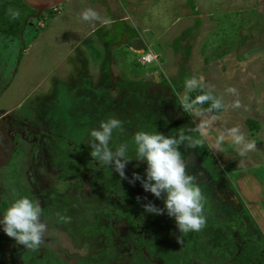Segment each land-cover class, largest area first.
<instances>
[{"label": "rangeland", "instance_id": "374dc122", "mask_svg": "<svg viewBox=\"0 0 264 264\" xmlns=\"http://www.w3.org/2000/svg\"><path fill=\"white\" fill-rule=\"evenodd\" d=\"M101 2L110 9L116 6L115 0H68L52 15L45 12L41 19L32 17L20 39L0 37V108L11 110L7 118L15 121V130L21 129L25 121L35 128L39 122L44 123L54 135L63 137L57 142L67 151L71 146L64 144L65 139L83 146L85 136L88 143L90 128L97 127L99 121L109 116L122 121V128L114 130L109 146L126 144L129 154L133 151L132 136L140 130L172 136L183 132L193 140H201L198 147L180 146L186 171L195 177L194 182L202 191L204 216L223 220L230 230L228 237L240 248L250 235L248 230L250 233L264 230V213L262 221L255 211V219L247 214L248 208L255 204L253 193L254 201L250 199L246 207L242 191L250 192L261 185L259 188L264 192V183L258 182V179L264 181V0H117L116 10L119 11L116 14L123 15L125 8L129 16L125 26L114 28L116 35H112L111 42L114 48L109 50L112 53L96 44V40L102 41L104 31L88 35L94 29L93 23L87 26L81 19L87 6L98 12V16L102 11L107 12L104 8L100 12L97 9ZM145 32L148 35L147 39L142 38L143 50L133 52L123 46L131 40L126 39L125 33L142 37ZM88 36L91 38L85 39ZM144 55L152 56L153 61L143 64ZM113 59L117 68L119 65L121 81L115 83L110 76L112 83L103 90L97 89V102H92L95 107L89 98L86 106L85 92L89 94L90 89L86 91L83 86L84 73L93 71L91 65L107 69L104 66ZM192 77H196L202 87L187 91L184 81ZM229 88L235 91H227ZM196 91L210 92L220 99L221 110L206 112L192 105L189 96ZM236 103L239 106L233 107ZM233 127L239 128L245 141L255 143V150L246 152L243 157L239 155L228 135ZM201 130L206 135L202 136ZM17 135L0 122V211L15 197L11 191L15 179L31 193L33 200L41 184L40 206L72 195V189L63 191L65 185L53 179L57 169L49 168L48 160L52 148L38 149L36 142L29 146ZM44 142L51 146L48 140ZM16 143L30 150L21 151L22 147H17ZM13 155L17 159L13 168L15 178L7 171ZM137 164L136 169L140 168L136 171L142 172L145 165L134 158L126 164L129 172ZM240 169L244 171L243 183L236 182ZM38 172H42L46 180L37 182L35 174ZM83 173L86 175L89 171ZM79 179L69 181L81 184L80 199L85 202L95 199L86 180ZM213 181L217 182L214 189L219 191L215 193L217 197L226 199L225 194L230 191L236 202L215 201V195L209 192L214 188L211 187ZM131 184L134 188L140 185L139 182ZM54 187L61 189V194H53ZM244 222V230L238 231L239 224ZM99 224L104 225L105 221L100 220ZM122 226L116 222L112 227L116 243L125 246L124 249L127 244ZM47 231L38 246V255L44 252L43 246L49 244L64 260L73 262L74 253L87 257L91 249L100 248V239H81L76 242L75 250L72 241L56 235L59 239L56 242L54 235ZM251 235L264 256V241H259V234ZM177 239L174 235V246L180 247ZM24 250L10 240L3 245L0 264H21L20 255ZM187 264H228V261L222 254H212L206 258L193 257Z\"/></svg>", "mask_w": 264, "mask_h": 264}, {"label": "flooded vegetation", "instance_id": "af4514ba", "mask_svg": "<svg viewBox=\"0 0 264 264\" xmlns=\"http://www.w3.org/2000/svg\"><path fill=\"white\" fill-rule=\"evenodd\" d=\"M139 38L146 39L145 33ZM2 120L3 125L11 131H16V135L18 134L17 136H19L20 140L25 141L27 145L30 146L33 142H36L38 149L52 148L53 152L48 160L49 168L57 169L53 176L54 181L60 182V185H65L63 191L67 192L71 191V189L74 191L72 195H69L70 197L64 196L53 204L41 206L42 219L48 225L47 233L53 234V240L56 242L59 240L56 235L72 241L71 244L74 249H77L76 242L81 239L101 240L100 248L91 249V253L87 257L80 256L81 254H78V252L74 253L73 262L64 260L49 244L43 246L44 252L40 255L37 254L40 248H35V256L37 258H40L46 250L52 251L55 256L61 258L67 264H187L193 257H202L197 254L188 256L185 259L184 250H182L183 244L180 241L174 219L166 214L155 215L144 212L143 204L149 201L157 207L163 208L162 199H157L151 193L144 192L140 185L138 188H134L133 184L128 182V179H121L110 167L95 162L89 156L90 148L86 142V136L83 146H76L74 142L65 139L64 144L69 143L71 146V150L67 151L63 149L61 142H57L58 139L63 137L54 135L42 122L36 124L35 128L34 125L31 127L30 123L27 125L28 122L25 121L26 125L23 124L21 129L16 128L15 130L13 126L15 121H11L7 117ZM44 140H48L51 146L49 147ZM16 146L22 147L21 151L24 150L27 153L30 150L17 143ZM13 160H10V163L7 164V171H9L8 174L12 178H15L13 168H15L17 159L13 158ZM139 168L136 169L135 167L129 172V169L125 166V176L130 179L132 173L138 172L136 170ZM84 171H89V173L85 175ZM143 171L138 172L141 177H143ZM83 174L84 177L82 176ZM35 177L37 182L39 179L40 181L46 180L42 172L36 173ZM79 177L83 182L86 180L89 189L95 193V199H87L86 202L80 199L81 184H71V181H69L72 178L80 180ZM104 180H106V183H104ZM11 187V191L15 193L13 199L18 196H28L33 199L31 198V193L23 188L17 179L12 182ZM37 187L38 194H36L35 199L39 201L43 197V192L40 190L41 184ZM53 189V194H57V196L62 192L61 189H55V187ZM100 220L105 221V224L100 225ZM213 220L223 226V238L235 249L236 256L242 258V261L247 264L252 262L264 264L256 260L252 251V246L254 245L258 250L259 258H264V256H261L259 248H257L258 242H255V244L252 239L246 238V240L242 241V246L237 248V245H234L231 238L228 237L230 230L226 227L227 224L218 219L213 218ZM116 222L123 225L122 230L126 233L123 238L128 246L123 243L126 245L124 249L123 247L125 246L120 247L114 239L116 234L112 226ZM1 235L5 234L0 233ZM174 235L177 236V240L181 243L180 247L174 246ZM10 240L12 239L9 238L4 244H7ZM1 251L0 254L2 253ZM212 254H222L227 257L228 264H234V258L230 259L216 246L213 248ZM212 254L204 255L203 258Z\"/></svg>", "mask_w": 264, "mask_h": 264}, {"label": "clouds", "instance_id": "9594fccd", "mask_svg": "<svg viewBox=\"0 0 264 264\" xmlns=\"http://www.w3.org/2000/svg\"><path fill=\"white\" fill-rule=\"evenodd\" d=\"M18 14L17 11H12L11 17L15 19ZM81 19L94 21L101 18L94 10L87 9L81 13ZM102 22L108 23L107 20ZM183 86L187 91L202 87L196 77L186 79ZM227 91L235 90L229 88ZM195 100L200 104L210 102V110L222 107L221 100L210 92L198 95ZM238 106V103L233 105ZM184 107L188 108L187 105ZM121 128L122 121L115 116L99 121L98 126L88 132L89 156L95 162L110 167L121 179H128L130 184L139 182L144 192L162 199L163 208L151 201L143 204L145 213L166 214L174 219L179 232L199 231L205 224L203 197L200 187L194 182L195 177L186 171L187 165L182 158L180 146L183 144L194 148L202 141L193 140L183 132L172 136L155 130H140L132 136L133 151L129 154L126 144L122 143L114 148L109 146L114 130ZM201 135L206 133L201 130ZM228 135L237 146L240 156L255 150V143L245 141L244 134L238 127L231 128ZM133 158L145 165L143 177L137 172H133L130 179L125 176V166ZM137 166L138 164L134 165ZM47 229L48 225L42 219L40 203L28 196H18L0 211V231L24 248H37L43 242Z\"/></svg>", "mask_w": 264, "mask_h": 264}, {"label": "trees", "instance_id": "16d2710c", "mask_svg": "<svg viewBox=\"0 0 264 264\" xmlns=\"http://www.w3.org/2000/svg\"><path fill=\"white\" fill-rule=\"evenodd\" d=\"M55 9L46 11V13L52 15ZM12 11H17L19 13L15 19L11 17ZM43 13L38 17L39 19L42 18ZM35 14L36 12L21 0H0V37L20 39L25 28L29 26L28 23L31 21L32 16ZM203 93H205V91H196L190 94L189 99L191 100V104L202 108L206 112L218 113L221 108L210 110V102H205L203 104L196 102L195 98ZM104 183H106V180H104ZM178 235L183 244L182 250H184L185 259L188 256L190 257L197 254L202 257L212 254L213 248L216 246V248H220L230 259L234 258V264H247L242 261V258L235 255V249H233L228 241L224 240L223 226L215 220L205 217V224L199 231H190L188 233L178 231ZM8 239L9 237L6 235L0 236V251L2 245ZM252 251L256 260L264 263V258H259L258 250L254 245L252 246ZM20 260L21 264H67L61 258L55 256L50 250H46L40 258H37L35 256V249L29 248H26L20 255Z\"/></svg>", "mask_w": 264, "mask_h": 264}, {"label": "crops", "instance_id": "0c3cea01", "mask_svg": "<svg viewBox=\"0 0 264 264\" xmlns=\"http://www.w3.org/2000/svg\"><path fill=\"white\" fill-rule=\"evenodd\" d=\"M119 3H120V1H119ZM115 4H116V6H113V7L110 6L112 9H110L109 6H108V4H105V2H104V4H103V2H101L98 5V7L95 5L97 7V9H99V12H100L101 8H104V9H106L108 11L107 12H103V11L100 12V15H99V17L101 18L100 20L86 21L87 26L92 25V23H93V25L91 27L94 28V29H92V30L89 31L88 35H92L93 36L94 34H98L99 30L104 31V32H102V34L104 36V37H101L102 38L101 39L102 41L100 42L99 40H96L97 41L96 44H99V47L101 49H106L107 48L108 51L111 50L112 48H114V45L111 43L113 41V37H114L112 35H116L115 32H114V28L116 26L121 25V24H124V26H125V23L128 21V16H129V13L127 12V10H125V8L123 9L124 10L123 11V15H117L116 13L119 11V9L116 10L117 6L119 5V4L117 5V0H115ZM112 5H113V3H112ZM90 7L91 6H89V7L87 6L86 8L89 9ZM103 20H107L108 23H103L102 22ZM89 22H91V23L88 24ZM125 37H126L127 40L129 38L131 40L129 42L123 44V46L125 45V47H127L128 49L131 50L130 43L136 37H130L129 34L127 35L126 33H125ZM90 38H91V36L90 37L88 36L85 39H90ZM103 38H105V39L108 38V40L104 41ZM93 43H95V42H93ZM105 43H106L107 46L104 45ZM101 44H103V45H101ZM117 45L119 46L118 42H117ZM109 52L112 53V51H109ZM106 61H107V59H106ZM98 62L99 61L96 59L95 60V63L98 64ZM108 63H109V65L107 64V65L104 66V67H107V69L104 68V70H103L101 68L99 69V65L98 66L95 65L94 67H93V65H91L90 67L93 69V71H91V73H88V72H85L84 73V76L82 78L83 79L82 82H84L85 84L83 83V86L85 88H87L86 91L90 89V92H91V94H90V92H89V94H87V92H85L86 93L85 94V97L87 99L86 100V102H87L86 103V106L89 105L88 98H89L90 104H92V102L93 103H96L97 102V97H98L96 95L97 89L100 88L101 90H103L106 86L110 85L109 83H112V81H113V80L109 81L110 80L109 79L110 76H112L115 79V83H118V82L121 81V80H119L120 79V76H121L120 75L121 74L120 73V69H118L119 68V65H118V68H117L116 65H115V60L114 59L111 60V62H108ZM90 67H87V69H89ZM104 78H107L108 80L107 79L106 80H103ZM95 80H96V82H95ZM138 80H141V78L138 79ZM96 83H97V85H96ZM113 87H115V86H113ZM6 88H7V86H6ZM93 106L95 107V104ZM10 111H11L10 109L0 108V113H3V116L0 115V120L5 119L8 116V114H9ZM2 121H0L1 124H2ZM240 171H241V172H239L240 175H238L237 178H236V182L237 183H241V182L243 183V180H244V177H243L244 176V171L241 170V169H240ZM253 178H254V176H253ZM251 179H252V177L250 178V180ZM258 180H259L258 182H261V184L263 185L264 181H261L260 179H258ZM216 183H217L216 181H213L212 182V184H211L212 186L211 187H214V188H212V190L210 188V191H209L210 192V195H212V194L215 195L216 192H218V194H219V191L214 190L215 189V186H216ZM259 187H261V185ZM259 187L258 188H254L250 192L247 191V189H243L242 191H243V195H244L243 197L245 198V200H247V204H244L246 207H248L247 205H248L249 200L250 199L253 200V195L255 197V201L253 200L255 202L254 207L253 206L252 207L250 206L252 209L251 208H248V210H249V213H247L248 216L254 218V211H255V213L258 215V217L260 216V221H262V216H263V213H264V201H263L264 200V197H263L264 196V192H261L262 189L259 188ZM251 193H253V195H251ZM217 195H215V201H221V202H225V203L227 201H229L230 203L236 202L235 196L230 191L226 192V194H225L226 195L225 196L226 199H223V200H221L220 197H217ZM259 196L261 197L260 199H259ZM209 198L211 200V198H213V197H209ZM259 213H260V215H259ZM221 221H223V220H221ZM244 228H245V222H244V224L243 223L242 224H239L238 231L240 230V232H242L244 230ZM251 230H254V229H251ZM247 234H250L248 236V238L249 239H252V240H254L253 239L254 237H251L252 236L251 234H253L254 236L259 234L260 240H263L264 241V230H261V231L255 232V233H252V232L250 233V230H248V233Z\"/></svg>", "mask_w": 264, "mask_h": 264}, {"label": "water", "instance_id": "95a60500", "mask_svg": "<svg viewBox=\"0 0 264 264\" xmlns=\"http://www.w3.org/2000/svg\"><path fill=\"white\" fill-rule=\"evenodd\" d=\"M27 6H29L32 10L36 12L35 15L32 17H39L43 12L55 9L64 3H66L68 0H21ZM147 32H145V36H147ZM147 39V38H146ZM131 50L134 52H139L145 48V42L142 38H135L131 44H130Z\"/></svg>", "mask_w": 264, "mask_h": 264}, {"label": "built area", "instance_id": "2783aa9c", "mask_svg": "<svg viewBox=\"0 0 264 264\" xmlns=\"http://www.w3.org/2000/svg\"><path fill=\"white\" fill-rule=\"evenodd\" d=\"M148 56L146 55L142 56L143 64H149L153 61L154 58L152 56L151 57H148Z\"/></svg>", "mask_w": 264, "mask_h": 264}]
</instances>
